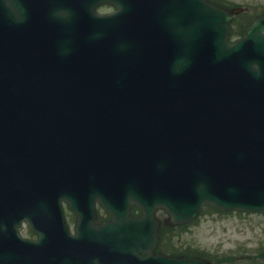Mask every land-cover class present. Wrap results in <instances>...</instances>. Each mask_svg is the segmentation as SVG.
<instances>
[{
    "label": "water",
    "instance_id": "obj_1",
    "mask_svg": "<svg viewBox=\"0 0 264 264\" xmlns=\"http://www.w3.org/2000/svg\"><path fill=\"white\" fill-rule=\"evenodd\" d=\"M231 18L207 0H0V264H204L139 257L159 207L172 224L264 211V15L235 44Z\"/></svg>",
    "mask_w": 264,
    "mask_h": 264
},
{
    "label": "rangeland",
    "instance_id": "obj_2",
    "mask_svg": "<svg viewBox=\"0 0 264 264\" xmlns=\"http://www.w3.org/2000/svg\"><path fill=\"white\" fill-rule=\"evenodd\" d=\"M225 1L248 6L250 13L264 7V0ZM111 10L108 6L99 9L102 13ZM159 215L162 220L166 217L164 212ZM72 216L70 214L69 219H73ZM190 225L197 227L192 233H184L186 240L206 248L213 255L212 260L222 257L219 264H264V212H224L205 207ZM23 235L31 236L29 224L24 227Z\"/></svg>",
    "mask_w": 264,
    "mask_h": 264
},
{
    "label": "flooded vegetation",
    "instance_id": "obj_3",
    "mask_svg": "<svg viewBox=\"0 0 264 264\" xmlns=\"http://www.w3.org/2000/svg\"><path fill=\"white\" fill-rule=\"evenodd\" d=\"M196 226H162L161 236L155 251L167 255H188L193 257L206 258L207 249L200 245H191L186 241L184 233H189ZM177 228H188L187 230L175 231ZM166 231V232H165ZM143 255L145 253H142Z\"/></svg>",
    "mask_w": 264,
    "mask_h": 264
}]
</instances>
